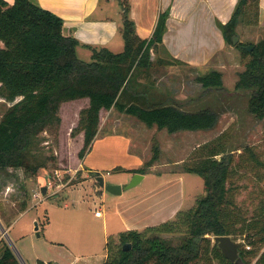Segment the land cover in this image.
Instances as JSON below:
<instances>
[{"label":"trees","instance_id":"1","mask_svg":"<svg viewBox=\"0 0 264 264\" xmlns=\"http://www.w3.org/2000/svg\"><path fill=\"white\" fill-rule=\"evenodd\" d=\"M122 12L120 32L124 50L114 52L105 46L82 44L75 36L65 35L63 18L34 0H14L11 4L0 0V96L14 101L0 119V171L21 168L25 175L34 176L40 168H46L47 164L32 154L33 136L59 118L61 104L71 100L89 99L80 118L79 130L84 131V145L79 152L82 159L97 135L102 109L115 106L149 127L157 126L171 133L208 129L217 124L218 113L211 108L189 110L181 102L150 101L143 93L133 97L140 99L139 102L123 100L121 95L130 88L135 71L142 67L148 69L154 62L152 50L158 51L163 45L168 13H160L152 37L143 39L129 15L128 2L122 3ZM258 16L259 0H238L229 21L218 23L225 41L232 44L237 27L256 24ZM243 45H253L252 51ZM79 47L91 50L90 61L79 58ZM236 47L241 50L245 69L239 73L235 88L250 92V112L264 119V38L257 43L240 42ZM172 61L181 60L173 58ZM172 61L157 56L155 62L165 66ZM196 79L206 89H223L220 70L212 69ZM226 135L227 131L201 145L202 155L186 164L187 172L203 178L205 195L173 219L144 230L130 229L110 235L103 264H199L202 259L206 264H214V260L217 264H237L207 236L223 234L242 236L245 244L241 255L245 264H264V196L248 217L235 201L233 181L238 167L255 169L257 166L261 170L264 160L253 146H247L236 162ZM158 156L159 148L155 147L147 166ZM135 171L143 172L142 169ZM26 207L24 202L22 209ZM152 230L182 236L175 243L158 234L148 235ZM125 244H131L130 248H124ZM0 264H21L7 243L0 255ZM37 264L54 262L38 261Z\"/></svg>","mask_w":264,"mask_h":264},{"label":"rangeland","instance_id":"2","mask_svg":"<svg viewBox=\"0 0 264 264\" xmlns=\"http://www.w3.org/2000/svg\"><path fill=\"white\" fill-rule=\"evenodd\" d=\"M237 33L240 39L236 44L257 43L264 38V27L257 24H241L237 27ZM236 44L228 43L226 51L222 54L226 63L225 66H220L223 73V89H206L196 79L214 69V64L195 68L181 61H172L173 58L158 49L152 50L151 59L154 62L151 66L148 69L138 68L132 76L130 88L121 95L127 103L139 102L140 99L133 97L143 93L150 101L181 102L189 110L211 108L219 117L217 124L212 128L170 136L171 132L168 133V130L167 132L157 126L149 127L137 117L114 106L109 110L100 111L101 133L111 129L126 134L128 138L109 136L105 140L98 139L96 144L92 143L82 159L79 152L84 145V131L79 130L80 118L82 110L89 105V99L63 102L58 113L59 118H55L50 125L36 132L32 139V154L45 162L46 168H40L34 176L25 175L21 168L0 171V214L7 225L8 221L22 210L24 202L27 206L29 201L31 202V209L18 219L9 233L7 232L9 238L6 234L3 235V239L5 238L13 251H17L27 264V255L32 257L33 249L37 256L43 259L57 258L64 261L78 257L77 264H103L107 240L104 232L105 218L96 217L95 212L109 210L111 203L102 202V186L97 176H103L106 183L116 182L127 186L134 176H131L132 172L122 169L121 165L129 166V163L135 160L132 157L135 147L140 149L136 153L149 160L155 147H158L157 159H160V162L165 161L171 165V169L185 172V181L182 182L185 190V206L182 209L184 212L193 207L196 200L206 193L203 178L197 173L187 172L185 168L186 164L202 155L201 145L227 131V145L234 153L236 162L247 146H253L264 160V119H259L250 112V92L235 88L239 73L245 69L241 50ZM82 54H79V58L91 60ZM157 56L171 60L172 64L157 65ZM13 103L14 101L0 96V119ZM187 103L190 105L187 106ZM75 129L79 131L74 134ZM130 137L134 146L128 149L126 147ZM170 141H175L172 146ZM143 167L144 170L149 169L147 164ZM233 181L236 186L235 201L249 217L254 206L264 196V168L259 170L257 166L255 169L240 166ZM157 183L158 178L149 174L132 190L140 192ZM161 183L159 181L160 185ZM44 186H47L46 193L42 192ZM164 186L161 191H169L172 200L177 202L180 199V182L165 183ZM37 224L45 225L42 231L36 230ZM147 234H158L162 238L173 239L175 243L179 242L182 236L180 233H161L154 230ZM207 236L213 244V235ZM233 238L243 240L242 236ZM115 241L119 242L118 239ZM16 255L18 257L17 253ZM213 262L217 264V260ZM199 264H206L205 259Z\"/></svg>","mask_w":264,"mask_h":264},{"label":"crops","instance_id":"3","mask_svg":"<svg viewBox=\"0 0 264 264\" xmlns=\"http://www.w3.org/2000/svg\"><path fill=\"white\" fill-rule=\"evenodd\" d=\"M5 1L10 4L14 2V0ZM34 1L63 18L65 35L75 36L82 44L105 46L114 52H120L124 47L120 32L123 20V2L129 3V15L135 22L137 34L143 39L152 37L160 13L167 12V30L163 35V45H160L159 50H163L169 57L179 59L192 67L199 68L207 64H214V69L220 71H222L220 66L226 65L223 61L222 54L226 51L228 43L225 41L218 23L221 22L225 24L229 21L238 2V0ZM256 24L264 27V0H259V16ZM81 53L91 58V50L87 47H79L78 55ZM108 127L109 125H107V130ZM163 130L167 131V129ZM101 131L102 124L99 125L97 135L94 139L95 141H93L95 144L98 139L105 140L108 139L109 136L128 138L126 134H121L111 129L105 131L103 134ZM185 132L193 133L194 131L180 130L168 133L172 136L177 135V133ZM129 139L126 147L128 149L134 146V141L131 140V137ZM174 142L175 141H170L169 143H171L172 146ZM162 147L164 151L165 148L163 143ZM138 150L140 149L136 147L132 150V157H134L135 160L130 162L129 166L121 165V168L127 172H132L131 176H134L136 173H142L143 177L139 182L146 179L149 174H151L152 177L155 175L156 178H158V183L140 192H134V190H132L137 186L136 184L126 188L125 185L119 183L123 186V191L119 195H113L108 192L105 187L102 186V188H100L99 186V188L102 189V202L110 201L111 203L109 210L103 211L101 216H96L105 218L104 232L107 238L110 235L116 236L121 231L130 229L141 230L173 219L185 206V190L182 185V182L184 183L185 181V172L171 169L169 167L171 166L170 164L165 161L160 162V159H157L152 166H148V170H144L143 165H146L149 159L142 158L141 154L136 153ZM137 169H142L143 172L135 171ZM159 181L162 182L161 185ZM175 181L180 182L181 185V189L179 190L180 199L177 202L172 200L169 191H161V189L165 187V183H173ZM30 203L29 201L28 206L22 209L15 218L9 221L7 220L9 225H7L2 214H0V222L5 228V231H2L0 228V255L4 245L7 243L4 240L5 238L3 239V235L6 234L9 238L8 233L14 227V224L31 209ZM44 227L45 225H38V230L42 231ZM18 257L23 264H27L19 253ZM27 257L29 264H37L38 261L56 262L57 264H77L79 260L78 257L74 259L67 258L64 261L58 260L57 258L43 259L37 256L34 249L32 251V257L29 255H27ZM106 257L107 250L104 255L103 263Z\"/></svg>","mask_w":264,"mask_h":264},{"label":"water","instance_id":"4","mask_svg":"<svg viewBox=\"0 0 264 264\" xmlns=\"http://www.w3.org/2000/svg\"><path fill=\"white\" fill-rule=\"evenodd\" d=\"M240 39V35L238 33H235L232 36V44H236ZM244 49L248 50V51H252L253 49V45H243L242 46ZM143 177L142 173H136L132 179V181L126 186V188L128 187H132L135 184H137ZM97 180L98 182L101 184V186H104L105 189L112 193L113 195H119L122 193L123 191V186L121 184L118 183H106L105 179L103 176H97ZM42 192L46 193L47 192V186H44L42 188ZM0 228L2 231H5L4 226L2 225V223L0 222ZM36 229L38 230V224ZM39 235V233H38ZM213 244L217 245L222 253L232 262L237 263V264H245L243 257L241 255V248L244 244V240H236L234 239L231 235H214L213 236ZM131 244H125L124 248H130ZM16 253L18 254V252L16 251ZM54 264H57L56 262H54Z\"/></svg>","mask_w":264,"mask_h":264},{"label":"built area","instance_id":"5","mask_svg":"<svg viewBox=\"0 0 264 264\" xmlns=\"http://www.w3.org/2000/svg\"><path fill=\"white\" fill-rule=\"evenodd\" d=\"M95 214H96V216H101V215H102V211L97 210V211L95 212ZM248 247H250V246H248Z\"/></svg>","mask_w":264,"mask_h":264},{"label":"bare ground","instance_id":"6","mask_svg":"<svg viewBox=\"0 0 264 264\" xmlns=\"http://www.w3.org/2000/svg\"><path fill=\"white\" fill-rule=\"evenodd\" d=\"M179 9V8H178Z\"/></svg>","mask_w":264,"mask_h":264}]
</instances>
